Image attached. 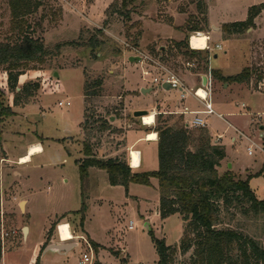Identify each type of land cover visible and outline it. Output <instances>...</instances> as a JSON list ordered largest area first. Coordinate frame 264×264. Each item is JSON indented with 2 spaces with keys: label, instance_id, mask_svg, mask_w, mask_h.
Segmentation results:
<instances>
[{
  "label": "rangeland",
  "instance_id": "374dc122",
  "mask_svg": "<svg viewBox=\"0 0 264 264\" xmlns=\"http://www.w3.org/2000/svg\"><path fill=\"white\" fill-rule=\"evenodd\" d=\"M11 1L0 0V41L20 40L25 35L39 37L44 39L49 53L44 61L30 62L22 69L17 82L20 99L16 104V89L10 86L8 70L0 68L5 102L17 105L15 108L22 111L18 116L15 113L6 117L2 123L0 264H25L33 256L34 264L41 261L42 264H84L80 258L85 252L91 253L89 242L94 252L93 264H159L152 233L176 248L169 264H195L194 245L186 251L183 249L186 236L183 216L176 213L166 221L159 213L157 177L151 176L148 184L112 185L105 169L93 165L82 174L78 161L86 157L83 150L86 140L92 144L98 158L119 157L130 166L138 167L140 162L133 164V151L137 149L130 148L131 143L139 134L155 128L161 113L163 118L171 116L173 120L183 115L186 125L183 113L157 111L155 123L147 127L134 111H155L149 110L146 96L140 90L141 86L154 84L153 76L161 69L150 59L158 60L185 80L191 73L206 69L202 59L204 51L191 54L190 44L189 47L179 45L177 40L166 36H179L171 26L177 27L173 12L184 13L178 16L182 23L179 27L184 28L188 36L197 30L188 31L187 27L202 28L198 31L206 34L213 31L208 22L205 23L207 0H41L37 10L19 16L14 15ZM262 2L264 0H211L210 20L221 26L224 22L246 19L251 7ZM126 11L129 16L124 15ZM100 29L102 33L97 31ZM94 34L103 43L92 51L86 44ZM217 40L222 42L223 49L214 48ZM59 43L62 45L57 46ZM210 44L213 51L207 66L223 64L229 73L248 66L252 76V82L247 83L249 87L236 89L228 96L223 94L231 91L225 90L226 82L214 78L212 99L216 110L240 111L233 115L226 113L225 119L207 114L213 132L223 133L222 142L227 144L228 159L222 161L224 165L219 167V173L231 170L236 178L249 179L256 194L264 198V151L255 146L253 154L248 153V146L255 144L253 142L264 144V80L259 83L264 76V11L250 27L244 26L239 32L227 31L223 24L222 31H215ZM214 52L217 58H212ZM130 56L139 59L130 60ZM188 62H195L196 66ZM25 86L28 87L24 91ZM85 87L89 92L87 97ZM252 87L263 90L252 92L249 90ZM49 89L57 91L46 92ZM27 90L32 93L29 97H26ZM46 94L50 95L44 96ZM83 97L86 115L93 121L86 129L83 128ZM242 102L247 103L245 109ZM247 110L253 113L241 112ZM100 118H106L110 128L100 130V121L94 122ZM226 119L242 129L244 135ZM203 127L208 128V125ZM211 136L216 142L215 136ZM31 140H40L45 152L34 155L33 162L19 163V154ZM137 146L143 152L140 171L156 170L158 147L147 141ZM27 198L29 213L26 212ZM59 211L36 256L35 242L43 236L49 217ZM231 212L236 211H221L217 227L234 228L264 244V213L248 216ZM131 220L135 222L133 228L129 227ZM25 226H28L27 232ZM77 231L83 232L89 242L77 238ZM58 235L61 239L73 238L69 242L77 241V245L62 254L46 251L41 258L42 251L54 243ZM189 237L193 238L194 233H189ZM91 239L99 244L98 248Z\"/></svg>",
  "mask_w": 264,
  "mask_h": 264
},
{
  "label": "trees",
  "instance_id": "16d2710c",
  "mask_svg": "<svg viewBox=\"0 0 264 264\" xmlns=\"http://www.w3.org/2000/svg\"><path fill=\"white\" fill-rule=\"evenodd\" d=\"M31 1L12 0L14 15L19 16L37 10L41 0ZM263 9L264 2L253 5L247 20L224 24V29L239 32L244 26L250 27V23H253ZM128 12H124V15L129 16ZM232 26L234 30H231ZM191 30L198 31L202 28H191ZM97 31L102 33L101 29ZM102 43L103 41L94 34L86 45L95 51ZM178 44L189 47V36ZM61 45L59 43L57 46ZM202 51L205 52L202 59L207 68L208 50L191 48V54ZM48 53L49 49L44 39L39 37L25 35L20 40L0 41V68L5 67L8 70L10 86L16 89L15 104L20 99L17 82L22 69L30 62L44 61ZM213 74L215 78L226 83L245 82L251 77L248 68L231 75H224L219 69L214 68ZM97 83L101 84V80ZM27 87L25 86L23 90L25 91ZM31 94L28 91L26 97ZM84 94L86 97L89 95L86 87ZM15 113L12 105L5 102L4 91L0 85V154L4 153L2 123L6 117ZM84 117L83 128L86 129L93 121L89 120L86 111ZM183 117L179 115L177 120H173L171 116L163 118V114H160L154 128L158 132L159 167L156 170L133 171L134 168L129 162L119 157L98 158L94 154L92 144L85 140L83 150L86 157L78 161L81 173H87L89 166L95 165L108 172L112 185L125 186L130 182L148 184L151 176L157 177L161 217L166 218L176 213L183 216L186 221L183 249L186 251L194 245L192 259L195 264H264V244L259 239L234 228L217 227L221 221V211L229 212L230 209H234L236 212H231L233 215L237 212L248 216L263 214L264 198L256 194L249 179L236 178L231 170L219 173V167L222 166V161L227 155L225 146L212 141V136L206 127L192 129L186 127ZM96 121H100L98 126L100 130L110 128L106 118L94 120ZM189 233H194V237L190 238ZM152 237L159 254L158 263L169 264L170 256L176 248L169 246L164 239L157 238L153 233ZM92 242L95 248L99 247L97 242Z\"/></svg>",
  "mask_w": 264,
  "mask_h": 264
},
{
  "label": "crops",
  "instance_id": "0c3cea01",
  "mask_svg": "<svg viewBox=\"0 0 264 264\" xmlns=\"http://www.w3.org/2000/svg\"><path fill=\"white\" fill-rule=\"evenodd\" d=\"M210 4H211V0H210V2L208 3V5H207V3H206V6H207V9H208V11L207 12H205L206 14H207V17L205 18V23H207L208 22V26L210 27H212L213 28V31H210V35H211V37H212V39H213V37H214V33H215V31L216 32H218V33H220L221 31H222V25L223 24H228V23H233V22H236V21H245V20H247V17H248V15L249 14H247V17H246V19H235L234 21H229V22H224L221 26H219V25H217V24H215V23H213L211 20H210ZM209 6V7H208ZM264 11V9L262 10V12ZM204 13V14H205ZM182 14H184L183 12H180V13H175V12H173V13H171V15H173V17H174V19H175V21H174V23L177 25V27L175 28V25L173 26V25H171L174 29H175V31L179 34V36L177 37V36H173V35H167L166 37H170V38H174L175 40H177V42H179V41H181V40H184L188 35H187V33H186V30L184 29V28H180L179 27V25H181V27H182V23H180L179 21H178V16L179 15H182ZM259 16V15H258ZM258 16L255 18V20H254V22L257 20V18H258ZM149 21H151V20H149ZM148 23H151V22H148ZM161 27H162V25H161ZM193 28H195V27H193ZM231 28H234L233 26L231 27ZM186 29H188V31L190 30L191 31V28H186ZM259 29V28H258ZM209 30V29H208ZM207 31V30H206ZM157 33H161V32H159V31H157ZM257 33H258V31H257ZM192 35V34H191ZM191 35H189V39H190V36ZM219 37V36H218ZM228 38H230V37H228ZM232 39V38H231ZM216 43H219V44H221L222 45V49H223V44H222V42L220 41V40H217L216 42H215V44ZM195 49H199V48H195ZM200 49H203V48H200ZM226 53V52H225ZM131 57V56H130ZM218 57V54L216 53V52H214V55H212V58H217ZM213 60V59H212ZM247 60V58L245 59V60H243V62L245 63V61ZM236 61V60H235ZM210 62H211V60H210ZM238 62V61H237ZM239 64V66L240 67H243L244 65L242 64V63H238ZM211 65V64H210ZM223 65V64H222ZM217 65V66H212V68L214 69H219L224 75H231V74H236V73H238V72H241L244 68H249L248 66H244V68L243 69H241L240 71H238V72H236V73H229L228 71H227V69H226V66L225 65ZM192 69L193 68H191V71H192ZM206 70V69H205ZM204 70V71H205ZM204 71H196V72H194V73H191L190 74V76L189 77H187V79L185 80L184 79V81H185V83L189 86V87H199V86H202L203 85V83H202V76L204 75L203 74V72ZM214 75V74H213ZM214 78H215V76H214ZM263 80H264V76L262 77V80H260L259 81V83L260 82H263ZM250 82H252V76L250 77V79L249 80H247V81H245V82H227V83H225V90H228V89H230L231 91H229V92H226V93H223L224 95H226V96H228L229 95V93H232L234 90H236V89H240V88H244V87H249L248 85H247V83H250ZM258 83V84H259ZM45 83H43V86H44V88L46 89V84L44 85ZM235 87H238V88H235ZM142 89H145V92H143V90ZM174 88H171V87H164V86H160L159 84H157V83H154V84H149L148 86L147 85H144V86H141L140 87V90H142L141 92L143 93V95H145L146 96V100L145 101H147V103L146 104H148L149 105V110L151 111V110H155L153 113H155V115H156V113H157V111H161V112H165V113H173V112H180L181 113V111L184 109V107L185 106H188L189 108H191L192 110H203L204 108H205V106H204V104L198 99V98H196L195 96H193V95H188V96H186L184 99H182L181 98V95H180V92L179 91H177V89L175 90V91H177V92H179V99H177V93L173 90ZM250 91H252L253 92V90H257V91H262L263 89H262V87H260V88H258V89H255V88H250L249 89ZM49 91L53 94L55 91H57V90H52V89H49V90H47L46 92H48L49 93ZM169 92H171V94H170V96L168 95V93ZM228 94V95H227ZM47 95H50V94H46V95H44V96H47ZM83 95V94H82ZM42 99H43V97H42ZM41 99V100H42ZM212 101H213V99H212ZM60 102H61V100L59 101V104H60ZM69 102V101H68ZM63 103V102H62ZM83 107H84V114H83V119H84V115H85V104H84V97H83ZM213 104H214V108H215V102H213ZM12 105V108L14 109V111L16 112V115L15 116H18L22 111H20V109H16L15 108V106H17V105H13V104H11ZM241 106L245 109L246 107H247V103L246 102H242L241 103ZM22 110H25L26 108H21ZM215 110H216V108H215ZM221 110V109H220ZM242 113H253L252 111H241ZM218 113H221L222 114V116H219L218 115ZM226 113H228V115L229 114H239L240 113V111H228V112H223V111H219L218 109L216 110V113H213V114H217L219 117H222V118H224L225 119V115H226ZM258 113V112H257ZM202 117H204L205 119H206V121H207V125H208V128L210 129V132H211V134L212 135H214L215 136V139H216V142H219V141H221L222 142V139H223V133H218V134H216V132H213V129H212V125H210V123H209V117H207V114H205V113H201L200 114ZM209 115H211V114H209ZM185 116H187V117H191V116H193V114H191V113H187ZM83 119L81 120V122L83 121ZM227 120V119H226ZM155 121H156V118H155ZM228 121V120H227ZM229 122V121H228ZM229 124L230 125H232V126H234V128H236V129H238L239 130V133L241 132V133H243V135H244V131L242 130V129H240L239 127H237L234 123H232L231 121L229 122ZM152 125L153 124H146V126L147 127H152ZM262 128H264V126L262 125ZM152 131H155L154 130V128H152V129H150V130H147L145 133H143V134H139L135 139H134V142H132L130 145H131V147L130 148H135V149H137V150H139V152H140V156H141V160H140V165L138 166V167H134L133 166V168H137L138 170H140V168H142V166H143V152H142V150L137 146V144L138 143H140V142H142V141H147L148 143H150V144H154L156 147H158V142H157V139H158V136H157V138L156 139H146V136H147V134L149 133V132H152ZM13 132H16V131H13ZM16 133H19V132H16ZM157 135H158V132H157ZM218 136H222L221 138H219ZM236 139V137H234V140ZM35 144H40L41 145V147L43 148V150L41 151V152H37V153H35V154H33L32 155V157H31V160L30 161H27V162H24V163H29V162H33V157H34V155H36V154H39V153H43V152H45V148H44V145L42 144V142L40 141V140H31V141H29L28 143H27V145H26V147H23V149H22V151H21V153L19 154V156H18V162H19V159H20V157L21 156H23V155H25V154H29V152H30V148H31V146L32 145H35ZM222 144L225 146V148H226V152H227V155H226V159H228V151H227V144L225 143L224 144V142H222ZM251 145V144H250ZM136 146V147H135ZM138 147V148H137ZM131 150V149H130ZM130 152V155H131V151H129ZM131 158V157H130ZM7 160H9V161H12V160H10L9 159V157H7L6 158ZM19 163H21V162H19ZM224 163V162H223ZM222 163V166L224 165ZM228 163V162H227ZM230 166H233L232 165V163H231V165ZM20 173V172H19ZM65 180H68V179H65ZM48 188H50V185H48ZM253 188V187H252ZM254 189V188H253ZM26 203L28 204V205H26V212L27 213H29V208H28V206H29V199L27 198L26 199ZM62 212V211H61ZM159 213H160V210H159ZM59 214H60V211L59 212H56V214L54 215V216H50L49 217V219H48V221H47V224L45 225V227H44V231H43V236L39 239V240H37L36 242H35V244H34V248H35V255L37 256V253L36 252H38L39 253V249L41 248L40 247V245L41 244H43V241H44V238H45V234H46V232L49 230V228H50V226H51V222H54L55 220H57L58 219V217H59ZM174 215V214H173ZM31 216V215H30ZM170 216H172V215H170ZM170 216H168V217H166V218H163V219H165L166 221H167V219H169V217ZM66 222H69L70 223V226H71V230H72V232H73V229H72V223L68 220V221H66ZM135 223V222H134ZM59 224V223H58ZM58 227V226H57ZM78 232V231H77ZM77 238L79 237V238H84L85 240H87L85 237H84V233L83 232H78V235L76 236ZM67 239H69V238H67V237H65V239L63 238V239H61V237H60V235H58V237H57V239L54 241V243H52V244H50L49 246H51V245H63V246H66V245H70V248H62L61 250H57V249H52V248H49V246H47V248L44 250V251H42V253L40 254V257L42 258V256H43V253L44 252H46V251H50V250H53V251H56V252H59V253H66V252H68L71 248H73L75 245H77V241H75V242H69V241H71L72 239H69V240H67ZM92 241H93V239H91ZM87 242H89L88 240H87ZM89 244H91L90 242H89ZM93 261H94V252H93ZM41 258H40V261H41ZM81 259V258H80ZM34 256L31 258V261L29 262V263H25V264H34ZM102 264H105L106 262H101ZM41 264H42V261H41ZM84 264H88V263H84ZM106 264H108V263H106Z\"/></svg>",
  "mask_w": 264,
  "mask_h": 264
},
{
  "label": "built area",
  "instance_id": "2783aa9c",
  "mask_svg": "<svg viewBox=\"0 0 264 264\" xmlns=\"http://www.w3.org/2000/svg\"><path fill=\"white\" fill-rule=\"evenodd\" d=\"M209 3L210 0H207ZM200 31H196V33H199ZM208 43L207 46L203 49L208 50L209 55L212 53L213 48L211 46V35L208 33ZM191 37L189 39V44L192 48H194L191 44ZM214 48L217 49H222V45L217 43ZM148 58V57H146ZM150 59V58H149ZM154 64H156L160 69V72L157 75L153 76V81L160 86H164V84H169L171 88L177 89L180 92L181 98L184 99L188 95H193L196 98H198L205 106L203 110H192L188 106H185L184 109L181 111L183 114L191 113L193 116L187 117L185 116V121H186V127L188 128H194V127H203L207 126V121L204 117H202L200 114L205 113V114H213L216 113V110L214 108V104L212 101V92H213V81H214V75H213V68L209 64L207 66L206 70L203 72L204 75H206V83L202 86L199 87H189L184 79L180 78L177 74H175L172 71H169L168 69L165 68L164 65L161 64L158 60L155 59H150ZM188 64L192 67L196 66L195 62H188ZM203 89L205 91V95L200 94V90ZM62 104V101L60 102ZM219 116H222L221 113H218ZM155 123V122H154ZM153 123V124H154ZM241 133V132H240ZM243 135V133H241ZM221 138L222 136H218ZM255 144H251L248 146V153L253 154L254 152V147H259L264 151V144H259L256 142H253ZM131 162V161H130ZM59 226V224H58ZM129 227L133 228L135 227V223L133 220L130 221ZM58 228V227H57ZM88 246L91 249V253H83L80 262L82 263H88V264H93V252H92V246L91 244L88 243ZM138 264H144V263H138Z\"/></svg>",
  "mask_w": 264,
  "mask_h": 264
},
{
  "label": "bare ground",
  "instance_id": "6f19581e",
  "mask_svg": "<svg viewBox=\"0 0 264 264\" xmlns=\"http://www.w3.org/2000/svg\"><path fill=\"white\" fill-rule=\"evenodd\" d=\"M200 32L192 34L191 44L193 43V45L198 46V47L204 46V48H205L207 46L209 37L205 32H203V33H200ZM195 46H193V47L195 48ZM199 92H200V94L205 95V91L203 89H201ZM141 118H142L144 124H153L155 122V113H152V112L146 113ZM157 136H158L157 132L152 131V132H149L147 134L146 139H156ZM42 150H43V148L41 147L40 144L32 145L30 148L29 154H25V155L21 156L19 159V162L24 163V162L30 161L33 154H35L37 152H41ZM133 154H134L133 156H135V159L133 160V164L139 163L140 158H141V156L139 155L140 152L138 150H134ZM130 157H131V155H130ZM130 161H131V158H130Z\"/></svg>",
  "mask_w": 264,
  "mask_h": 264
},
{
  "label": "water",
  "instance_id": "95a60500",
  "mask_svg": "<svg viewBox=\"0 0 264 264\" xmlns=\"http://www.w3.org/2000/svg\"><path fill=\"white\" fill-rule=\"evenodd\" d=\"M136 59H139V57L138 56H131L130 57V60H136ZM206 79H207L206 75H203L202 76L203 85L206 83ZM164 87H170V86H169V84H164ZM142 90H143V92H145V89H142ZM146 113H148L147 109H136L134 111V115L137 116V117H142ZM147 226H149V224ZM24 230L27 232L28 226H25ZM49 248L61 250L62 248H70V245H66V246H63V245H51V246H49Z\"/></svg>",
  "mask_w": 264,
  "mask_h": 264
}]
</instances>
